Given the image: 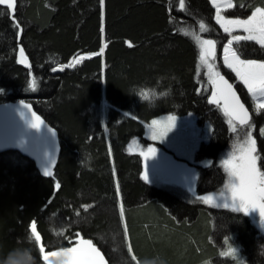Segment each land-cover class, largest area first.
I'll return each instance as SVG.
<instances>
[{
	"label": "trees",
	"instance_id": "1",
	"mask_svg": "<svg viewBox=\"0 0 264 264\" xmlns=\"http://www.w3.org/2000/svg\"><path fill=\"white\" fill-rule=\"evenodd\" d=\"M234 1L227 17L264 7V0ZM214 12L209 0H105L103 9L99 0H17L13 20L0 7V102H30L61 141L50 178L17 151L0 152V264L17 248H31L36 264H46L45 252L80 238L97 245L108 264H137L126 230L131 241L139 235L150 248L153 264H229L233 254L221 253L230 247H239L248 264H263L259 232L245 215L203 205L188 210L187 199H170L143 180L141 158L128 150L133 138L145 142L144 123L170 113L210 121L213 135L199 149L203 157L213 160L226 146L225 116L199 89L194 39L203 22L204 35L220 47L225 35ZM21 47L24 64L17 57ZM240 50L243 58H264L252 42ZM158 82L172 96L156 108L127 94L133 85ZM102 99L108 103L104 120ZM256 139L264 170V137ZM209 178L214 174L207 184ZM33 221L40 242L30 239ZM234 263L243 264L238 257Z\"/></svg>",
	"mask_w": 264,
	"mask_h": 264
},
{
	"label": "snow or ice",
	"instance_id": "2",
	"mask_svg": "<svg viewBox=\"0 0 264 264\" xmlns=\"http://www.w3.org/2000/svg\"><path fill=\"white\" fill-rule=\"evenodd\" d=\"M182 2L183 0H181ZM99 3L103 9L105 0H99ZM212 3L216 9V22L223 29V32L230 37L227 39V43L223 44V66L230 69L235 74L236 82L247 89L248 94L256 101L257 114H260L261 110H264V60L242 58L243 53L240 46L246 42H252L254 45H258L260 50H264V7H255L246 19L239 17L226 19L221 15L220 0H212ZM0 5L6 6L14 14L17 0H0ZM226 5L227 8L234 6L232 0H226ZM240 6L243 7V5ZM0 15H3V13H0ZM15 27H19L18 21H15ZM199 29L201 33L208 31L203 22L199 24ZM101 31H103V28ZM236 31H241L244 34H233ZM194 39L199 46V64L197 67L206 69L204 76L211 85L209 103L220 105L221 101L223 102L222 111L229 118L228 124L231 126L232 131L236 130L237 123L247 129L245 139L238 146V149L222 161L223 168L229 177L227 188L230 193V200L225 202L223 207L228 208L231 206L234 210L243 211L244 213H247L249 209H258L261 222L264 223V170H261L258 164L261 157L257 149V139L253 136L252 115L241 101L234 84L230 83L217 68L215 61L217 59L218 41L204 39L200 35H194ZM131 46L129 44V47ZM100 52H104L103 47ZM20 57L19 63L24 64L26 58L22 47L20 48ZM30 87L35 90V80L31 82ZM20 103L25 108L30 107L28 104H24L23 101ZM167 121L166 125L158 120L151 121V139L153 141L158 137L167 136L168 132L176 127L175 116L169 115ZM29 123L32 128L39 129L44 122L39 115L32 112V120ZM49 131L55 135L51 129ZM260 134L264 136V128L260 129ZM157 151L156 147L149 145L145 152H141L145 160L142 178L146 182L149 181V158H155ZM44 175L49 177L52 175L48 167H45ZM56 187L59 188L60 185L57 184ZM202 199L207 203L213 200L214 197L210 195ZM121 215H123L122 211ZM31 234L30 239L34 238L36 242L41 241L35 221L31 223ZM128 250L131 252V246ZM41 251H43V248H41ZM234 252L235 249L230 247L228 251L221 253V255L228 256L234 254ZM60 253L62 264H104V256L91 240L79 241L73 247L62 248ZM52 255H56V253H52Z\"/></svg>",
	"mask_w": 264,
	"mask_h": 264
},
{
	"label": "rangeland",
	"instance_id": "3",
	"mask_svg": "<svg viewBox=\"0 0 264 264\" xmlns=\"http://www.w3.org/2000/svg\"><path fill=\"white\" fill-rule=\"evenodd\" d=\"M210 4L214 8V17L213 20L216 25L221 29V34H224V41L220 44L219 49L217 50V59L215 61L218 70L222 73H231L233 76V83L239 84L235 80V74L231 72L230 69H227L223 66V44L227 43V39L230 38L227 33L223 32V29L220 25L216 22V9L212 3V0H209ZM221 3V15L224 16L226 19H234L237 17H227L225 15V11L227 8L226 0H220ZM233 5L235 6V1L232 0ZM233 6V7H234ZM232 7V8H233ZM258 7V6H257ZM254 10V9H253ZM252 10V11H253ZM251 11V12H252ZM251 12L247 14L251 15ZM241 18L246 19L247 18ZM233 34H244L241 31H236ZM200 35L204 39H208L209 37L204 35L203 33L197 34ZM18 60L21 59L20 51L17 52ZM81 56L74 59L73 63L77 62ZM243 58V57H242ZM245 59H258L264 60L259 58H245ZM198 82H199V89L206 94V97L209 99L211 94L209 90H211V85L208 82L207 78L204 76V72L206 69L198 68ZM243 94L249 100V107L252 114V121L251 123L254 125L253 128V136L255 138L264 137L260 134V129L264 128V110H261L260 114H257L256 110V101L253 100L248 94L247 89L242 85L239 84ZM205 89H207L205 91ZM20 100V99H19ZM108 108V103L105 99H102L101 106H100V113L101 118L106 116V112ZM224 114V113H223ZM169 115H173L176 117V127L173 128L170 132H168L167 136L160 138L158 137L155 141L151 139V121L158 120L161 121L162 124H167V117ZM225 116V115H224ZM198 117L193 113H188L186 115H176V114H162L150 122L144 123V134L143 138L145 142L141 141L138 138H133L128 144V150L139 154L142 164H143V171L144 172V157L141 155V152H145L149 145L157 148V156L153 159L149 158L148 166H149V181L147 182L153 187L162 188L167 191L169 194L168 197L173 200H178L180 198L187 199L189 202L187 204L191 205L188 210H194L192 208L204 206V209L212 212L213 210H226L230 213H242L247 217L250 223L256 227L259 234V241L262 244V251H263V258H264V223L261 222V218L259 215L258 209H249L247 213L243 211H236L233 207L224 208L223 204L230 200V193L227 188V184L229 181V177L225 172L222 161L228 157L230 153L234 150L238 149V146L243 142L246 136L247 129L244 126L236 125V130L232 131L231 126L228 124V117L225 116L226 122L228 124V128L231 131L230 137L226 141V146L223 147V150L217 154L216 158L213 160L203 157L202 154L199 153V149L206 145L213 135V126L207 118H202L205 121H198ZM258 149V143H257ZM259 164V161H258ZM211 166L214 169L212 171H204ZM209 173L214 174V178H209L211 181L210 184H207L208 181L205 180L206 177H209ZM203 175V177H202ZM200 176V177H199ZM211 177V176H210ZM187 183L189 186L196 189V194L199 198H195L190 191L188 186L184 185L183 183ZM212 185V186H211ZM209 186V187H208ZM187 187V188H185ZM172 192V193H171ZM180 195V198L178 196ZM213 196L214 199L205 202L203 197ZM196 196V195H195ZM220 205V206H217ZM219 211V212H220ZM127 242L128 246H131L130 255L137 264H153L150 262V255L151 250L150 248L141 241L135 235L132 237V241L129 238V233L126 230ZM168 240L164 239V243H167ZM167 245V244H165ZM235 252L239 251L238 258L242 259L243 264H248L246 260H244V252L239 247H235ZM167 249V247H164ZM220 258V257H219ZM221 262H226V259L220 258ZM264 261V259H263ZM264 264V262H263Z\"/></svg>",
	"mask_w": 264,
	"mask_h": 264
},
{
	"label": "water",
	"instance_id": "4",
	"mask_svg": "<svg viewBox=\"0 0 264 264\" xmlns=\"http://www.w3.org/2000/svg\"><path fill=\"white\" fill-rule=\"evenodd\" d=\"M0 7L7 9L4 5H0ZM7 10L10 18L14 20L15 12L13 14L12 10ZM208 39L215 38L209 37ZM222 75H224L230 83H233V81L230 80L226 74L223 73ZM233 84L236 88L235 83ZM236 91L240 96L237 88ZM21 101H23L24 104H28L30 107L25 108L24 105L20 103ZM241 101L245 104L251 114L250 107L242 100V98ZM221 104H223L222 101ZM32 112L39 115L44 122L39 129L32 128L30 126L29 121L32 120ZM49 129H51L55 135H53ZM9 150L17 151L22 156L33 161L38 173L42 177L50 178L54 176L61 152L59 132L34 109L30 102L24 99L0 102V152ZM45 167H48V170L52 172L50 177L44 175ZM87 240L88 239L80 238L69 246L45 252L44 258L46 264H62L60 253L62 248L73 247L77 242ZM95 246L97 247V245ZM100 252L104 256V264H108L106 256L101 250ZM52 253H56V255H52Z\"/></svg>",
	"mask_w": 264,
	"mask_h": 264
},
{
	"label": "clouds",
	"instance_id": "5",
	"mask_svg": "<svg viewBox=\"0 0 264 264\" xmlns=\"http://www.w3.org/2000/svg\"><path fill=\"white\" fill-rule=\"evenodd\" d=\"M130 96H135L137 102L147 105L148 108H156L161 101H165L172 96L171 88H162L158 82L156 85H133L127 92ZM239 251L232 255V259H237ZM246 260L245 258H243ZM2 264H36L35 258L32 255L31 248L14 249L7 260Z\"/></svg>",
	"mask_w": 264,
	"mask_h": 264
},
{
	"label": "flooded vegetation",
	"instance_id": "6",
	"mask_svg": "<svg viewBox=\"0 0 264 264\" xmlns=\"http://www.w3.org/2000/svg\"><path fill=\"white\" fill-rule=\"evenodd\" d=\"M240 92V91H239ZM209 93L211 94V90H209ZM242 93H243V91H242ZM240 95H241V98L243 99V96H242V94L240 93ZM217 107H219L220 108V110L222 111V104L220 103V105H217V104H215ZM223 112V111H222ZM184 185H186V186H188V188H190V191H191V193L193 194V196H194V199L195 198H199V196H200V194H196L197 192H196V189H194L193 187H191V186H189L186 182L185 183H183ZM185 188H187V187H185ZM187 188V189H188ZM196 195V196H195ZM197 195H199V196H197ZM229 264H235L234 263V260L233 261H230L229 262Z\"/></svg>",
	"mask_w": 264,
	"mask_h": 264
},
{
	"label": "bare ground",
	"instance_id": "7",
	"mask_svg": "<svg viewBox=\"0 0 264 264\" xmlns=\"http://www.w3.org/2000/svg\"><path fill=\"white\" fill-rule=\"evenodd\" d=\"M10 151V150H9ZM48 252V251H47ZM108 262V261H107Z\"/></svg>",
	"mask_w": 264,
	"mask_h": 264
}]
</instances>
